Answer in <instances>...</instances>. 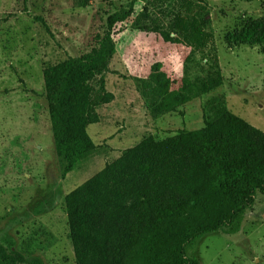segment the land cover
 <instances>
[{"label":"rangeland","instance_id":"374dc122","mask_svg":"<svg viewBox=\"0 0 264 264\" xmlns=\"http://www.w3.org/2000/svg\"><path fill=\"white\" fill-rule=\"evenodd\" d=\"M132 0H0V244L43 264H75L64 197L117 160L144 138L163 141L182 131L205 127L204 107L222 97L227 110L264 133V51L261 46H235L228 35L264 22V0H204L206 29L214 45L223 84L177 108L153 115L143 98L151 73L176 89L184 76L190 50L167 44L155 33L132 28L134 15L116 27L115 54L103 75L113 101L97 109L99 122L88 127L97 146L69 174L56 156L43 70L68 57H81L96 47L106 19ZM45 21L49 31L35 20ZM121 29V30H120ZM198 56L189 75L203 76ZM200 264H264V192L253 197L241 219L222 232L199 237L185 248Z\"/></svg>","mask_w":264,"mask_h":264},{"label":"trees","instance_id":"16d2710c","mask_svg":"<svg viewBox=\"0 0 264 264\" xmlns=\"http://www.w3.org/2000/svg\"><path fill=\"white\" fill-rule=\"evenodd\" d=\"M137 2L148 6L133 29L190 50L176 89L156 72L142 84L151 114L176 112L223 84L204 0H132L107 17L89 53L43 70L54 150L65 175L97 150L87 130L99 122L97 109L113 101L103 75L115 54L116 27L134 15ZM35 20L49 31L43 19ZM226 41L264 51V22L246 25ZM194 56L203 76L192 78ZM204 113V128L163 141L144 138L64 197L75 264H200L186 257L185 248L241 219L255 194L264 192V133L231 114L222 97L210 99ZM0 264L43 262L0 244Z\"/></svg>","mask_w":264,"mask_h":264}]
</instances>
